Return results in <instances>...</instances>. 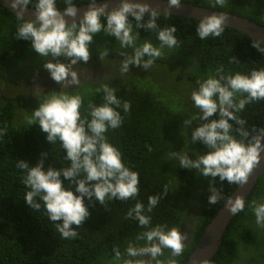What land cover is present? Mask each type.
I'll list each match as a JSON object with an SVG mask.
<instances>
[{"label":"trees","instance_id":"obj_1","mask_svg":"<svg viewBox=\"0 0 264 264\" xmlns=\"http://www.w3.org/2000/svg\"><path fill=\"white\" fill-rule=\"evenodd\" d=\"M181 1L238 14L264 25V0H228L226 6L216 8L211 6L213 0ZM72 2L79 6L89 0ZM36 3L37 0H31L29 6L34 8ZM56 7L64 9L65 0H56ZM148 19L146 14L143 22ZM129 21L133 25V34L139 33L138 44L150 39L159 47L155 32L136 29V21L131 17ZM101 22L106 23V18L101 17ZM199 22L160 13L157 24L160 28H177L175 35L179 43L174 49L165 48L164 56L157 59L148 71L130 65L129 72L121 75L123 57L119 53L127 51L131 54V49H120L118 41L103 32L96 35L89 46V62L74 66L75 71L84 70L88 75L80 80L79 86L65 87L61 91L83 97L82 116L88 114L89 103L103 102V93L95 92L102 84L116 88L117 98L122 103H130L128 113L122 107L116 109L123 117V123L115 130L109 129L105 135L108 142L120 151L125 166L139 173L140 192L136 199L128 201L106 200V207L98 202L91 204L90 217L76 229L78 237L64 240L43 205L37 211L25 203V194L30 189L22 182L24 173L16 167L20 160L36 166L42 153H49L43 157L45 171L50 166L57 169L70 166L59 142L50 144L46 140L47 134L38 126L27 124L39 101L49 92H59L61 86H51L31 100L27 95L33 88L26 90V97L18 94L4 100L1 90L8 83L5 75L23 68L27 74L44 70L43 63L51 58L39 57L32 49L31 41L15 39L16 27L22 21L0 3V130L6 129L5 134L0 135V264H114L113 248L123 254L129 242L138 246L144 244V241L137 242L136 236L146 229L141 228L136 220L126 219L128 210L137 201L147 207L148 196L157 194L162 196L159 204L151 213H146L151 216L152 227L167 225L185 233V223H193L194 230L191 228L187 232L188 245L185 244L182 255L174 258L176 264L188 263L206 226L224 205L223 200L215 205L208 203L210 185L221 189L224 197H229L238 186L220 181L218 177L213 182L195 169L182 168L179 160H172L171 152L183 150L192 160L196 159L197 153L207 152L201 143L190 142L198 122L188 126L184 123L194 114L191 92L198 87V80L216 75L221 66L225 74H249L252 70L264 69V54L252 47L259 43L258 40L230 27H225L219 38L210 36L201 40L196 36ZM105 48L110 54L101 61L98 55ZM234 57L237 62H232ZM59 59L68 62L64 57ZM95 66L99 68L98 73L94 71ZM112 66L111 75L104 77ZM239 115L246 120L250 133L253 127L262 128L264 100L250 103ZM210 119H219V116L216 114ZM229 123L233 124L235 134V128L239 126L234 121ZM237 139H240L238 135ZM64 187L70 189L71 185L65 181ZM165 188L168 193L163 197ZM72 190L75 191V186ZM254 200L264 202V174L246 199L244 211L231 221L219 251L208 264H264V228L255 223L250 207ZM85 203L89 204L87 198ZM169 253L165 249L160 259L170 258Z\"/></svg>","mask_w":264,"mask_h":264},{"label":"clouds","instance_id":"obj_2","mask_svg":"<svg viewBox=\"0 0 264 264\" xmlns=\"http://www.w3.org/2000/svg\"><path fill=\"white\" fill-rule=\"evenodd\" d=\"M227 3L228 0H213L211 6L224 7ZM30 4L31 0H11L10 7L16 10L17 19L22 21L16 27L15 39L31 41V47L39 57L51 59H46L43 63L44 70L37 69L27 74L23 68L5 75L8 83L3 85L1 94L4 95V100L15 98L18 94L26 97V90L33 88L36 80L39 79L38 83L42 82L46 75L50 77L46 78L48 82H51L48 87L61 86L59 92H49L39 101L38 107L27 119V124L38 126L47 134L46 140L50 144L59 142L66 152L64 159L71 162L70 166L59 169L50 166L45 171L43 157H47L49 153H42V159L36 166L32 167L20 160L17 161L16 167L24 173L22 182L30 189L25 194V203L37 211L43 205L49 220L55 222L61 238L75 239L79 235L76 229L91 215V204L98 202L106 207V200L136 199L140 192V178L138 172L125 166L120 151L108 142L105 135L109 129L115 130L123 123V117L116 109L122 107L123 111L128 113L131 109L130 103H122L121 99L117 98L116 88L102 84L95 92L103 93V102L89 103L88 114L82 116L80 109L83 97L61 90L80 85V78L83 77L74 70V66L89 62V46L101 32L114 37L120 49H131V54L127 51L119 53L123 57L121 75H124L129 72L130 65L148 71L157 59L164 56L165 48H176L179 43L175 35L177 28H160L157 24L160 12L147 3L121 0L118 8L108 12L107 2L97 6V0H89L88 8L78 23L75 19L78 8L72 0H65L63 14L56 7V0H37L34 21L24 19V12ZM167 4L169 10L173 7L180 9L181 0H167ZM146 14L149 19L145 23L143 21ZM66 17L72 18L71 24L66 21ZM101 17L106 18V23L101 22ZM129 17L136 21V29L144 28L155 32L159 47L154 46L150 39L138 44L139 33L133 34ZM226 20L227 16L223 13L204 17L196 27V36L201 40L210 36L219 38L224 32ZM252 47L264 54L260 41ZM109 54V50L105 48L98 57L103 61ZM60 57H64L68 62H61ZM232 62H237L235 57ZM111 70L113 66L110 67L109 71ZM79 72L83 74L87 71ZM95 72L98 73V70ZM42 84L44 85V82ZM197 85L190 96L194 114L184 123L188 126L198 122V126L192 131L190 142L201 143L207 152L197 153L195 160L190 159L189 153L183 150L171 152L170 156L172 160H179L182 168L195 169L203 177L211 178L213 182L218 177L220 181H227L230 185L244 186L260 163V154L264 151V128L253 127L250 133L246 120L239 114L250 103L264 100V69L252 70L249 74H225L221 66L216 70V75L203 81L198 80ZM216 114L219 119H210ZM229 121H234L239 126L235 128V134L233 124ZM5 132L6 129L0 130V135ZM237 135L240 139H237ZM250 135L251 139H248ZM65 181L71 185L70 189L64 187ZM73 186L75 191L72 190ZM209 192V204L215 205L223 200L224 207L234 216L244 211L245 199L242 196H236L235 199L224 197L222 190L214 185H210ZM167 193L165 188L163 197ZM85 198L89 204L85 203ZM161 198L160 194L149 195L147 207L137 201L134 207L128 210L126 219L136 220L141 228L146 229L136 236V241H144V244L138 246L129 242L123 254L118 248H113L114 264H176L174 258L182 255L188 235L181 234L177 227H152L151 216L146 214L152 212ZM250 207L256 225L264 228V202L254 200ZM73 225L76 226L75 229ZM165 249L169 250L170 258L160 259L164 256Z\"/></svg>","mask_w":264,"mask_h":264},{"label":"water","instance_id":"obj_3","mask_svg":"<svg viewBox=\"0 0 264 264\" xmlns=\"http://www.w3.org/2000/svg\"><path fill=\"white\" fill-rule=\"evenodd\" d=\"M104 2L108 3L107 11L110 12L119 7L121 0H97V6H100V4ZM128 2L147 3L151 8L156 9L162 14L184 16L196 20H201L204 17L213 14L220 15L221 13H223L227 16L225 27H230L248 34L252 38L260 41L261 46L264 47V26L254 20L239 16L234 13L223 12L218 9H212L204 6H199L191 2L187 3L183 1H181L180 9H176L173 7L170 10L168 9L167 0H128ZM0 3L11 13L16 15V10H13L10 7L11 0H0ZM87 4L88 3L77 6L78 15L75 18L77 23L83 18V13L88 8ZM58 10H60L61 14H63L64 9ZM34 13V8L29 6L24 12V19L28 21H34ZM65 19L69 24L72 23V18L66 17ZM262 146H264V140H262ZM260 157V163L249 176L248 183L244 186L238 185L229 197L235 199L236 196H242L246 201V199L254 189L257 181L264 174V151L261 152ZM235 216L230 214L227 208H225L223 205L206 226L197 243L196 248L190 254L187 264H205V262L206 264H208L209 261L219 251L223 243L225 233Z\"/></svg>","mask_w":264,"mask_h":264},{"label":"rangeland","instance_id":"obj_4","mask_svg":"<svg viewBox=\"0 0 264 264\" xmlns=\"http://www.w3.org/2000/svg\"><path fill=\"white\" fill-rule=\"evenodd\" d=\"M99 68H98V66H95L94 67V70L95 71H97ZM82 72H78V74L81 76V77H85V76H87L88 75V73H83V74H81ZM86 74V75H85ZM109 75H111V72L110 73H105L104 74V77H107V76H109ZM42 77V76H41ZM40 77V78H41ZM47 79H49L50 77H48L47 75L45 76ZM46 78H43L42 79V82H44V85L42 84V82H40V83H38V81H39V79L38 80H36V82L34 83V85H33V91L32 92H30V94L29 95H27V97H28V99H33L38 93L39 94H43V92H45L49 87V85H51V82H48V80L46 79ZM80 78V77H79ZM82 78H80V80H81ZM42 86V87H41ZM32 88V87H31ZM31 88H29V89H31ZM28 89V88H27Z\"/></svg>","mask_w":264,"mask_h":264},{"label":"flooded vegetation","instance_id":"obj_5","mask_svg":"<svg viewBox=\"0 0 264 264\" xmlns=\"http://www.w3.org/2000/svg\"><path fill=\"white\" fill-rule=\"evenodd\" d=\"M185 226H186V228H187V231L185 232L186 234H187V232H188V229H189V231H191V228H192V226H193V223H190V224H188V221L185 223ZM192 230H194V228H192ZM185 233H183V232H181V234H185ZM191 240H192V237H191ZM186 245H188V243H189V239L187 240V241H185L184 242ZM170 254V253H169ZM146 259V258H145Z\"/></svg>","mask_w":264,"mask_h":264}]
</instances>
